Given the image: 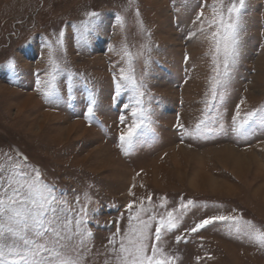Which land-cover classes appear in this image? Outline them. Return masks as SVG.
Returning <instances> with one entry per match:
<instances>
[{"label":"rangeland","instance_id":"374dc122","mask_svg":"<svg viewBox=\"0 0 264 264\" xmlns=\"http://www.w3.org/2000/svg\"><path fill=\"white\" fill-rule=\"evenodd\" d=\"M211 3L0 0V164H8V157H26L28 167L42 172L73 214L81 204L87 207L92 237L85 264H106L109 237L128 225L127 204L141 198L147 203L149 196L157 215L178 208L182 199L194 202L179 226L163 237L173 264H264V248L229 235L220 224L191 231L202 219L221 214L241 215L264 229V127L256 126L244 138L232 131L238 104L242 113L264 104V0H245L239 55L225 98L217 104L220 116L214 127L222 123L223 130L182 137L177 127L179 118L191 131L204 108L212 74L209 42L199 32L190 34L198 27L193 21L202 6L209 15L206 5ZM87 12L98 16L84 41L73 26L85 21ZM117 15L125 18L123 28ZM62 30L60 49L56 40ZM125 46L145 85L144 107L153 129L128 155L119 147V137L131 122V109L124 105L133 93L123 91L113 99V76L118 79L120 69L127 70ZM50 53L66 69L56 82L60 103L46 102L36 90L37 79H47ZM10 59L15 70L7 67ZM90 95L96 100L91 123L85 119ZM161 197L167 199L163 208Z\"/></svg>","mask_w":264,"mask_h":264},{"label":"snow or ice","instance_id":"6c2138e0","mask_svg":"<svg viewBox=\"0 0 264 264\" xmlns=\"http://www.w3.org/2000/svg\"><path fill=\"white\" fill-rule=\"evenodd\" d=\"M132 2L130 0V4ZM206 6L210 14L205 15L202 6L193 21L198 27L190 35L196 36L199 32L209 42V51L206 54L211 56L212 74L208 77L201 117L193 129L189 131L184 128L178 118L177 127L182 129V137H200L205 133L223 130L222 123L219 128L214 127L218 123L217 117L220 116L217 104L225 98L231 72L239 55L245 0H212ZM139 15L137 9V23L140 31L145 33L147 30L143 21L139 20ZM86 16L87 19L78 27L73 26L76 27L80 40L84 41L87 33L93 30L98 13L87 12ZM116 20L121 28L125 26L123 16L117 15ZM64 36L62 30L56 40L60 49L64 48ZM143 47L147 48V45ZM134 58L133 53L125 46L122 49V59H126L127 70L121 68L118 79L113 76L116 81L113 99L119 97L123 91L133 93L130 97L131 103L124 105L126 109H131V122L119 137V147L125 155L129 154L138 139L153 131L149 109L144 107L145 85L135 75L132 64ZM49 64L47 79L43 82L37 79L36 90L42 93L46 102L60 103L63 102V97L56 82L66 69L51 53ZM7 67L15 70V61L10 59ZM72 75L69 73V99L72 98ZM243 103L242 100L241 104ZM95 104V96L90 95L85 114L89 123L94 119ZM240 108L241 105L238 104L232 117V131L237 137H246L256 126L264 127V104L243 113ZM119 119L122 124L126 121L124 115ZM8 160V164H0V264H85L86 244L92 237L86 226L89 216L87 207L81 204L76 214H73L72 206L56 195L54 186L43 179L42 172L28 167L26 157H8ZM129 194L133 195L131 189ZM166 204L167 199L161 197L159 207L163 208ZM193 205V201L184 203L182 199L178 208L157 215L151 196L147 197V203L143 198L139 203L130 201L126 206V229L121 231L117 228L116 233L108 239L111 247L108 249L110 256L106 264H173L174 257L168 255L162 246L163 237L179 226L180 217ZM213 224L222 225L229 235H234L237 239H246L249 243L264 248V229L251 220H245L241 215L210 216L195 224L191 231L195 233ZM176 240L180 242L181 237L177 236Z\"/></svg>","mask_w":264,"mask_h":264}]
</instances>
